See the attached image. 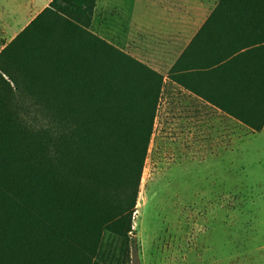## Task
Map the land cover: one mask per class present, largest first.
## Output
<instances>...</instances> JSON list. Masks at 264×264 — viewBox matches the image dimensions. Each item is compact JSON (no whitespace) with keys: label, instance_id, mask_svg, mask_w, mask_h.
<instances>
[{"label":"trees","instance_id":"obj_1","mask_svg":"<svg viewBox=\"0 0 264 264\" xmlns=\"http://www.w3.org/2000/svg\"><path fill=\"white\" fill-rule=\"evenodd\" d=\"M244 1L264 26V0ZM95 5L51 0L0 50V264L128 262L163 80L90 30ZM224 10L232 0L213 9ZM260 38L244 52L262 55L258 72L250 61L228 77L246 105L220 106L253 132L264 126Z\"/></svg>","mask_w":264,"mask_h":264},{"label":"rangeland","instance_id":"obj_2","mask_svg":"<svg viewBox=\"0 0 264 264\" xmlns=\"http://www.w3.org/2000/svg\"><path fill=\"white\" fill-rule=\"evenodd\" d=\"M30 2L0 0V17ZM175 119L156 112L126 264H264V126L182 131Z\"/></svg>","mask_w":264,"mask_h":264},{"label":"crops","instance_id":"obj_3","mask_svg":"<svg viewBox=\"0 0 264 264\" xmlns=\"http://www.w3.org/2000/svg\"><path fill=\"white\" fill-rule=\"evenodd\" d=\"M50 1L31 0L0 17V37L5 40L0 50ZM218 1L96 0L93 18L100 19L96 34L162 76L157 112L176 116L167 124L182 131H215L218 123L240 122L220 109L243 101L231 92L228 77L232 72L247 73L250 61L258 72L263 60L258 53H244L263 45L262 15L242 10L244 0H232V10L213 11ZM232 50L238 53L228 55ZM242 53L245 56L233 68L226 67L229 59Z\"/></svg>","mask_w":264,"mask_h":264}]
</instances>
